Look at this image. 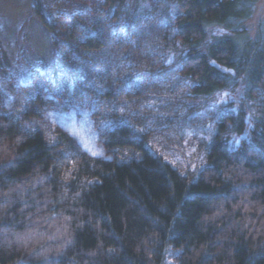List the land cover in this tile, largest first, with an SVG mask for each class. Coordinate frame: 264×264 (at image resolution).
<instances>
[{
  "label": "trees",
  "instance_id": "trees-1",
  "mask_svg": "<svg viewBox=\"0 0 264 264\" xmlns=\"http://www.w3.org/2000/svg\"><path fill=\"white\" fill-rule=\"evenodd\" d=\"M88 2L33 0L66 75L0 89V264H264L255 1Z\"/></svg>",
  "mask_w": 264,
  "mask_h": 264
},
{
  "label": "rangeland",
  "instance_id": "rangeland-1",
  "mask_svg": "<svg viewBox=\"0 0 264 264\" xmlns=\"http://www.w3.org/2000/svg\"><path fill=\"white\" fill-rule=\"evenodd\" d=\"M52 19H70L92 10L88 0H43ZM252 16L238 24L244 42L254 43L264 34V0H254ZM57 40V43H56ZM63 40L44 27L33 0H0V89L10 97L36 77L58 86L66 75L59 60Z\"/></svg>",
  "mask_w": 264,
  "mask_h": 264
}]
</instances>
